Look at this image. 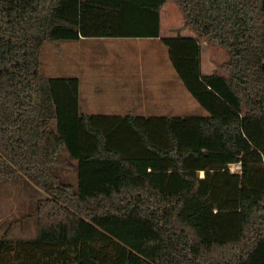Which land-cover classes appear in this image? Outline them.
<instances>
[{"label":"trees","instance_id":"obj_1","mask_svg":"<svg viewBox=\"0 0 264 264\" xmlns=\"http://www.w3.org/2000/svg\"><path fill=\"white\" fill-rule=\"evenodd\" d=\"M170 1L198 40L228 51L225 73L201 79L234 112L171 116L159 134L153 118L126 115L127 152L108 116L81 111L78 77L42 74V50L102 30L157 37ZM114 3L111 26L101 18L88 33L81 0H0V179L27 177L47 194L34 238L0 236V264L249 262L264 242V0ZM130 4L150 22L127 27ZM63 161L75 184L56 172Z\"/></svg>","mask_w":264,"mask_h":264},{"label":"rangeland","instance_id":"obj_2","mask_svg":"<svg viewBox=\"0 0 264 264\" xmlns=\"http://www.w3.org/2000/svg\"><path fill=\"white\" fill-rule=\"evenodd\" d=\"M158 17L159 24L163 23V40L136 35L119 38L116 32L102 30L87 42L93 45L95 54L100 59L106 60L105 64L107 60L112 63V66L104 63L98 65L96 70L103 74L106 73L105 67H108L110 75L120 77L127 83L126 86L131 87L125 90L120 80H103L105 90L102 95L80 96L81 111L85 114L108 116V120L114 122L113 127L116 128V143L131 153L133 133L121 124L126 115L153 118V127L159 134L162 119L171 116L187 118L228 115L234 112L201 79L202 75L213 72L225 73L221 66L229 58L228 51L222 46L198 40L184 26L183 13L172 1L165 4ZM139 18L141 21L145 19L142 16ZM143 29L149 35L152 34V29L154 31L151 27ZM57 43L75 45L77 41ZM112 45L119 50L125 49V57L115 59L110 49ZM57 46L56 42L44 44L41 72L46 77H63L69 68H74L67 65L69 56L74 52L73 48L65 46L63 53ZM82 55H90L87 48H83ZM89 66L92 69V65ZM117 86L120 93L115 90ZM56 172L66 178V182L76 183V172L66 161L58 166ZM199 175L202 176L203 172ZM25 178L27 177L17 182L0 179V236L31 239L37 234L34 203L47 194ZM244 264H264V242L259 245L252 259Z\"/></svg>","mask_w":264,"mask_h":264},{"label":"crops","instance_id":"obj_3","mask_svg":"<svg viewBox=\"0 0 264 264\" xmlns=\"http://www.w3.org/2000/svg\"><path fill=\"white\" fill-rule=\"evenodd\" d=\"M116 0H81V2H85L87 3V17L86 20L84 22V28L85 30L90 33L93 31L98 32L101 29V26H98L101 18L102 19H106L105 22L107 21L109 26H111L112 24V18H115V12L117 13V11H120L121 7L118 6L116 3H114ZM135 6L133 5H128L126 11L128 12L126 16V19L129 18V22L127 25V21H126V25L127 27H133L136 28L135 26L138 23V18L141 16H145V22L149 21L151 19V16H149V12H144V14H142L141 10L139 8H136L137 10L134 9ZM165 4L162 6L161 8V13L162 10L164 9ZM117 10V11H116ZM136 14H138V17L136 16ZM100 15V16H99ZM117 20H119V18L116 17ZM140 20V18H139ZM162 21V18H161ZM154 28V22L151 21V24H149L148 28ZM108 30H110L109 27H107ZM119 35V38L125 37L123 35ZM94 35H84L82 33H80V38L74 41H77V44L73 45L70 43L67 44H61V43H57L59 41H56V44L59 45L57 47H59V49L64 53V48L65 46H69L73 48V53L71 56H69L70 58H68V62L67 65L68 67L71 65L74 68H69L70 70H68L67 74L64 75L65 77H69V76H76L79 78L80 80V86H79V103H80V96H95V95H102L104 93V86L102 85L103 80L106 79H111V81L117 82V80L121 81V84H123L124 89L129 90L128 88H130L131 86H126L125 84H127L123 79H120V77H117L115 75H110L108 73V67H105L106 69V73H100L99 70H96V66L98 65H102L106 60L100 59V57L98 55L95 54V50L93 49V45H89L87 44L88 41L93 40ZM151 39L153 38H161L163 40L164 38V30H163V23L160 24V31H159V35L157 37H152V36H147ZM118 39V38H117ZM122 40V39H121ZM60 42H67V41H60ZM55 43V42H53ZM83 48H87L90 55L83 56L82 55V51ZM111 51L113 52L112 54H114L115 59H122L123 57H125V49L124 50H119L118 48L115 47V45L110 46ZM108 59V58H106ZM105 64V63H104ZM112 63L109 62L107 60V64L105 65H109ZM89 65H92V69L90 68ZM100 68V67H98ZM103 69V68H102ZM117 85V84H116ZM115 90L117 93H120V90L117 87H115ZM84 90L86 92H84ZM115 93V94H117ZM92 94V95H91ZM122 96V95H121Z\"/></svg>","mask_w":264,"mask_h":264},{"label":"built area","instance_id":"obj_4","mask_svg":"<svg viewBox=\"0 0 264 264\" xmlns=\"http://www.w3.org/2000/svg\"><path fill=\"white\" fill-rule=\"evenodd\" d=\"M230 168L232 171H237L241 168V164L240 163L231 164Z\"/></svg>","mask_w":264,"mask_h":264},{"label":"water","instance_id":"obj_5","mask_svg":"<svg viewBox=\"0 0 264 264\" xmlns=\"http://www.w3.org/2000/svg\"><path fill=\"white\" fill-rule=\"evenodd\" d=\"M126 264H129V262H127Z\"/></svg>","mask_w":264,"mask_h":264}]
</instances>
